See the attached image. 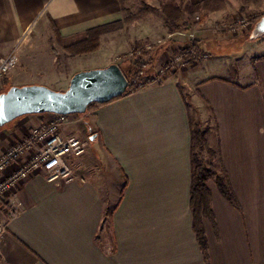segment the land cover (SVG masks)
<instances>
[{
  "label": "crops",
  "instance_id": "crops-1",
  "mask_svg": "<svg viewBox=\"0 0 264 264\" xmlns=\"http://www.w3.org/2000/svg\"><path fill=\"white\" fill-rule=\"evenodd\" d=\"M128 1L0 0V58L9 59V72L25 75L8 85H69L67 73L60 80L47 75L48 63L56 60L54 27L68 38L123 21ZM166 2L140 0L162 14ZM222 3L204 24L202 36L214 39L197 37L211 53L207 60L71 116L65 136H95L86 139L87 152L73 160L80 178L49 182L38 172L0 201L5 225L0 264H264V49L247 74L224 66L225 55L209 51L221 34L216 27L222 18L236 10L242 16L245 10L264 11V0ZM146 15L144 10L134 20H146L142 38L170 39L164 16L153 26ZM88 68L79 67L72 76ZM195 112L214 125L206 140L218 149L239 203L236 208L222 195L215 178L209 182L215 224L205 221L207 254L194 231L190 204ZM51 116H23L0 130V153Z\"/></svg>",
  "mask_w": 264,
  "mask_h": 264
},
{
  "label": "rangeland",
  "instance_id": "rangeland-1",
  "mask_svg": "<svg viewBox=\"0 0 264 264\" xmlns=\"http://www.w3.org/2000/svg\"><path fill=\"white\" fill-rule=\"evenodd\" d=\"M168 1H173L182 7L186 4L184 3V0H180L179 2L178 0H167V2ZM127 6H129L134 13H137L141 8H144L145 15L147 14L146 16L152 19L150 20L149 23L153 26L162 23V16H164L162 12L153 7L147 5L145 6L141 5L140 0H132V2H129ZM236 11H237L236 13H233L235 11H232L233 15H228L219 21L216 30L221 34L219 33L220 34L219 36H215L216 40H212L215 43V44L212 43L213 44L212 48L214 49L211 48L212 50L209 51L212 52L213 56L225 55L223 59L224 66L228 65L230 66V69L231 67L233 68L239 67L242 70V73L244 72L245 74H247L248 69L250 68V63L255 58L254 56L264 49V37L253 41L249 39L250 33L255 23L257 22L256 21L253 23L252 19H254L255 16L257 15L264 13V11L249 12L245 10L243 14L246 16V18L250 20L251 26H249L248 28L247 27L243 28V26L241 25L239 27L236 26L238 30L236 32H232L230 31V29H228V27L230 25H237L240 16H242L241 13L238 12V10ZM200 15H201L200 13H196L193 15L187 14L183 18V22L186 23L191 30L196 31V38L201 37L203 39H206L212 37V39H214L213 36H209V37L202 36L204 30V24L207 21H206V17L203 19L201 18L199 20L196 19L197 16ZM143 22L142 19L131 23L129 22L126 24L127 25L126 27L123 26L124 28L122 29H118V30L116 29L109 32L108 35L104 37L103 41H101V47L99 50L85 55H70L62 48L61 44H59L57 41H54V45L56 49L53 50L54 52L52 53V57H54V59L56 58V60L52 61L51 63L50 62L48 63L47 75L48 76L52 75V77H54L55 79L60 80V78L64 77V75L67 73L71 78L73 72L79 67L84 66L86 68L89 67L88 69H93V68H101L102 65L109 66L110 64L113 63L121 65L123 69H125L128 66L127 62L133 60L134 58L139 56V59L147 60L151 55L157 57L158 59L156 65V69H157L161 64V61H163V59L167 57L165 53L169 49H171L172 47L178 48L180 45L186 44L187 40H189L187 36H181V35L178 36L179 39L177 41L175 40L178 43L176 42L171 43V39L170 40L166 39L165 36H161V37L159 36L158 38H153V37L142 38L141 35L146 32V28ZM225 24H227V26L223 27V25ZM201 29H202V33L199 32L201 31ZM159 40H162V43H159ZM138 45H140L141 47L139 48ZM150 45L152 46V48L148 49L147 46ZM136 47L139 48L137 52H135ZM144 49L145 51H147L146 53L145 52L142 53ZM208 54L210 56L211 53ZM207 59L208 58L202 59L201 61H205ZM187 69L184 70L180 69L178 70V72L182 73ZM23 77H25V75L20 76V74H16L14 70L12 72H9L8 70L3 81L0 83V88H1L0 93L7 91V89H9V87L12 86V85H8L9 81L20 82V80H22ZM23 85H32V84H23ZM54 85L58 87V88H53L56 90H66L69 87V85L67 84H63V85L54 84ZM96 107L97 105H93L87 112L89 111L93 112ZM194 116L196 117L194 118L197 119L196 120L197 126H200L201 130L205 131V138H206V131H210V129L214 130L213 123L207 122L205 124L204 119L201 118L203 116H200V112H195ZM51 120H52V116L49 117V119H47L45 122H49ZM15 121H12L3 127H0V130L10 128L13 122ZM42 123H38V124H42ZM85 125L89 129L92 126L89 121L86 122ZM91 135L93 136L94 134L92 133ZM90 137L91 136H89L86 139L90 140L89 139ZM209 143L207 142V146H205L202 149L198 148L197 152H199L200 159H202L208 165H215L219 171V174H222L223 172L220 168L219 151L215 146Z\"/></svg>",
  "mask_w": 264,
  "mask_h": 264
},
{
  "label": "built area",
  "instance_id": "built-area-1",
  "mask_svg": "<svg viewBox=\"0 0 264 264\" xmlns=\"http://www.w3.org/2000/svg\"><path fill=\"white\" fill-rule=\"evenodd\" d=\"M196 19H200L197 16ZM249 27L250 20L240 16L237 25H230L228 29L236 32V26ZM226 27L227 24L223 25ZM187 36L186 44L178 48H171L165 54L157 68V75L145 76L136 82L132 92H136L147 85L157 83L160 77L167 74V70L187 69V57L193 51V43L197 40L196 31L186 24L182 29L170 34L172 39L176 36ZM169 39V40H170ZM162 43V40H159ZM148 49L152 46H147ZM209 54L204 51L199 60L206 59ZM9 68V59L0 58V83L3 81ZM52 120L38 124L31 128L27 134L14 142L0 153V201L13 195L20 185L35 173L41 172L49 182H75L80 176L73 165V160L81 158L88 149V141L79 136H65L63 126L70 121L72 115L51 114ZM84 180V177L81 176ZM16 206L11 211L15 213ZM5 225L0 221V236Z\"/></svg>",
  "mask_w": 264,
  "mask_h": 264
},
{
  "label": "trees",
  "instance_id": "trees-1",
  "mask_svg": "<svg viewBox=\"0 0 264 264\" xmlns=\"http://www.w3.org/2000/svg\"><path fill=\"white\" fill-rule=\"evenodd\" d=\"M122 7L124 13L126 14V17L123 21L98 26L89 29L77 36L68 38L62 37L59 34L58 30L54 27L56 41L61 44L62 48L70 55H85L99 50L101 47L103 35L113 30L121 29L126 23L132 22L143 16V9L135 14L131 12L130 8L126 7L124 3ZM221 7H223L222 0H204L196 4L187 2L183 7L173 1H168L163 5V15L169 27V30L171 31V33H173L182 29L186 25V23L183 22V18L185 17V15L200 13V19H203L207 17L211 12L220 9ZM263 14L264 13H261L260 15L255 16V18L252 19V22H256L263 16ZM138 47L140 48L141 46L138 45ZM138 47H136L135 52L138 51ZM144 52L146 53L147 51H145L144 49L142 53ZM203 52V47L199 44V41L196 40L193 43L192 53L188 54V57L186 59L187 62L191 64L194 61L199 60ZM263 57L264 56H262V58ZM157 61V57L153 55H151L147 60H141L138 56L133 60L127 62L128 66L125 69H123V67L120 65L129 80V88L126 94H124L123 96L131 93L133 87L136 85V82L142 80L145 76L157 75ZM171 71L172 69L169 68L167 70V74ZM93 105L98 106L100 104H91L88 110ZM205 146H207L205 131L201 130L200 126H197L192 131V186L190 191V204L193 212L194 231L201 248L203 249L204 253L207 254L208 240L206 236L205 221L208 220L215 224V214L212 208V192L209 186V182L215 178L217 186L222 195L236 208L239 207V203L231 188L226 170L221 160L220 153V168L223 172L222 174H219V171L215 165H208L202 159H200L197 149H202Z\"/></svg>",
  "mask_w": 264,
  "mask_h": 264
},
{
  "label": "water",
  "instance_id": "water-1",
  "mask_svg": "<svg viewBox=\"0 0 264 264\" xmlns=\"http://www.w3.org/2000/svg\"><path fill=\"white\" fill-rule=\"evenodd\" d=\"M264 37V14L255 23L249 39ZM129 80L120 65L76 72L66 90L43 84L12 85L0 93V127L33 114H85L91 104H104L126 94ZM91 136L90 140H94Z\"/></svg>",
  "mask_w": 264,
  "mask_h": 264
}]
</instances>
